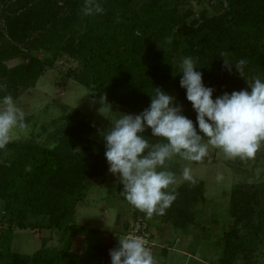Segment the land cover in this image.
I'll use <instances>...</instances> for the list:
<instances>
[{"label":"trees","instance_id":"trees-1","mask_svg":"<svg viewBox=\"0 0 264 264\" xmlns=\"http://www.w3.org/2000/svg\"><path fill=\"white\" fill-rule=\"evenodd\" d=\"M84 3L0 0L1 102L34 87L65 54L81 63L76 81L97 96L140 114L159 88L175 98L199 133L197 113L180 86L183 74L177 65L185 57L193 59L203 84L214 90L213 99L225 92H250L255 78L264 82V0H97L104 11L90 16L81 13ZM18 56L28 62L8 68L5 62ZM224 59L233 64L230 70ZM240 59L247 61L243 77L235 68ZM91 131L75 112L52 147L9 142L0 149L8 159L0 166V264H75L74 206L108 169L105 146L89 145ZM143 135L159 143L150 128ZM232 194L234 223L224 234L223 264H232L245 245L264 235V184L240 186ZM252 221L257 222L252 232L241 235L240 226ZM27 229L60 232L61 247L48 248L44 238L33 255L14 252L16 231Z\"/></svg>","mask_w":264,"mask_h":264},{"label":"rangeland","instance_id":"rangeland-1","mask_svg":"<svg viewBox=\"0 0 264 264\" xmlns=\"http://www.w3.org/2000/svg\"><path fill=\"white\" fill-rule=\"evenodd\" d=\"M191 4L200 10L196 3ZM207 8L212 15V7L208 5ZM0 27H4L2 20ZM39 56L43 58V55ZM27 62L28 58L18 56L10 58L5 64L8 68H13ZM182 62L177 65L180 71ZM80 68L79 61L61 54L53 67L45 69L34 87L20 89V95L14 101L24 112L26 127L15 129L10 142L52 147L66 120L78 112L80 120L91 126L92 143L89 145L95 149L105 146L102 133L111 127V121L124 114L138 115L110 99H107L103 106L100 103L101 97L76 81L75 77ZM166 142L159 137V143ZM80 149L77 147L73 151L78 152ZM3 165H8V159L6 155L0 154V166ZM185 167L191 169L195 181H200L201 185L183 179ZM158 170L174 173L176 183L167 191H174L176 199L164 215L154 214L149 219L152 233H158L157 236L153 235L155 252L161 257L155 260L156 264H223L224 234L231 231L234 223L231 214L232 193L240 186L259 187L264 184L263 144L251 159H229L221 150L209 146L208 154L202 162L187 161L176 155L165 162L164 169ZM108 174L110 177L105 176L102 179H106L104 182L98 181L88 191L91 196L84 203L77 208L75 204L74 209L78 211L75 215L77 224L103 228L109 218L102 211L106 208L115 210L112 220L117 217L121 207L114 209L112 206L121 203L118 193L122 184L116 175L110 172ZM218 176L221 178L218 179ZM1 214L0 202V218ZM256 223L254 221L253 224H248V227L242 224L241 235L247 236L251 233ZM47 236L53 237L47 244L48 248L61 247L60 232L27 229L16 231L12 250L24 255H33L42 248V240ZM122 236L118 235L119 238ZM157 243L162 247L158 248ZM232 264H264V235L245 245Z\"/></svg>","mask_w":264,"mask_h":264},{"label":"clouds","instance_id":"clouds-1","mask_svg":"<svg viewBox=\"0 0 264 264\" xmlns=\"http://www.w3.org/2000/svg\"><path fill=\"white\" fill-rule=\"evenodd\" d=\"M103 11L97 0H85L81 9L84 16ZM224 61L230 70L233 64ZM246 63L240 59L235 64L242 77ZM180 67L183 74L180 86L186 89V98L197 113L199 133L193 121L181 114L182 108L174 103L175 98L159 88H155V96L147 109L138 115H122L111 121V127L102 133L109 172L123 185L126 201L149 219L154 214L164 215L176 199L174 191H167L176 183L174 173L158 170L164 169L165 162L173 156L202 162L211 146L229 159L244 160L254 158L264 144V82L261 79L248 83L250 92H225L213 99L214 90L203 84L202 73L196 71L192 58L185 57ZM100 103L103 106L107 103L106 96H101ZM24 119V112L12 95H6L0 106V149L8 145L15 129L26 127ZM149 128L153 137L167 142L151 144L143 135ZM30 170L29 165L26 171ZM182 175L185 181L196 183L189 167L184 168ZM110 257L111 264H156L147 241L131 234L118 239V246L110 250Z\"/></svg>","mask_w":264,"mask_h":264},{"label":"crops","instance_id":"crops-1","mask_svg":"<svg viewBox=\"0 0 264 264\" xmlns=\"http://www.w3.org/2000/svg\"><path fill=\"white\" fill-rule=\"evenodd\" d=\"M108 173H109V167L107 169L105 178H107L108 176L110 177ZM105 180H101V181L104 182ZM108 183H111V181H108ZM118 195L120 199L119 202L121 203L118 202L119 203L118 205L116 203L115 206L112 207H115L114 209H116L117 206L118 207L120 206L121 208H119L117 217L114 220H112L111 218H113L112 214L114 215L115 210H112L110 208L108 209L106 208L105 210L104 209L102 210L104 215H106L107 218L109 217L106 225L104 223L103 228L98 226L97 227L94 226L90 228V227H86L83 224L79 225L77 224L78 221L75 220V216H74V223L79 228L71 252V257L74 259L75 264H111L110 250L118 246V239H119L118 235L119 234H122L123 236L125 235L126 223L130 218V216L132 215V213L136 210L134 206L130 205L128 202H125L126 198L123 193V185ZM89 196L91 195H89V193L87 192L85 199L79 203H76V208L79 207L81 203H84L86 199L89 198ZM76 210H75V215L78 212ZM150 231H151V225H150ZM153 233L152 236L158 235L156 231L154 234ZM44 238L47 239L48 244L53 239L52 236L51 237L47 236ZM157 245L158 248L162 247L158 243ZM165 246L167 247V245ZM157 258H161V257L158 254H155V260Z\"/></svg>","mask_w":264,"mask_h":264},{"label":"built area","instance_id":"built-area-1","mask_svg":"<svg viewBox=\"0 0 264 264\" xmlns=\"http://www.w3.org/2000/svg\"><path fill=\"white\" fill-rule=\"evenodd\" d=\"M135 235L143 237L151 249L152 255L155 259V247L156 244L153 240L152 233L150 231V220L147 218L146 214L135 210L126 223L125 235Z\"/></svg>","mask_w":264,"mask_h":264}]
</instances>
